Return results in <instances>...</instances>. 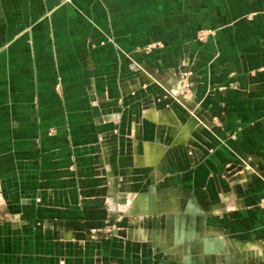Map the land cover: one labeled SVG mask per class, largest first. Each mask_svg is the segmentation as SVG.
<instances>
[{
    "label": "crops",
    "instance_id": "1",
    "mask_svg": "<svg viewBox=\"0 0 264 264\" xmlns=\"http://www.w3.org/2000/svg\"><path fill=\"white\" fill-rule=\"evenodd\" d=\"M0 195L2 255L264 264V0H0Z\"/></svg>",
    "mask_w": 264,
    "mask_h": 264
},
{
    "label": "rangeland",
    "instance_id": "2",
    "mask_svg": "<svg viewBox=\"0 0 264 264\" xmlns=\"http://www.w3.org/2000/svg\"><path fill=\"white\" fill-rule=\"evenodd\" d=\"M247 159L248 158L239 159V161L235 162L234 164L231 165V167H229V170L231 169V171H233V174H238V175L241 174V172H244V170L247 169ZM3 203H4V201L2 199V196L0 195V224L3 221H6V219L8 217L7 216L8 212L4 209ZM14 223H15L14 226H16L17 223L16 222H14ZM126 228H129V227H117V224L115 222H112V223L109 222V223H106V225L103 227L92 228V229L88 230L87 233L92 235L94 238L99 239L101 237L106 236L107 234L111 235L113 233V230H115L116 234L120 233L121 236L125 237L126 236ZM77 244L79 245V246L77 245L79 247V249H78V247L77 248L74 247L73 250H71V248L68 246V244H64L65 247L68 248V250L67 249L61 250L64 252L59 251V254L52 257L48 253V249H51V246H49L48 243L47 244L44 243L43 246L49 255H47V253H45L46 254L45 257L33 259V258H31L32 256H29V255H31V251H30L29 253H24V255H25L24 258L19 259L18 258V250H22V251L26 250L28 252V250L35 249L36 247L31 243L26 244V247L25 246L23 247V245L21 247H18L17 243H10V244H8L10 246L7 247V250L3 252L4 255H2V251L0 250V264H82L81 259L78 260L77 258H74L71 256L75 252L81 253L80 250H85V247H84L85 244L83 245L82 243H79V242ZM1 245L2 244L0 243V248H1ZM198 248H199L198 245L192 244V242H187L184 245L185 254L188 256V258H186V259H188L189 261H193L195 263H198L199 262ZM67 252L69 253V255L67 254ZM213 255H214V258H210V257L204 258L203 257L202 258L203 264H227V257L225 256V254L220 255V256L217 255V258L215 257V253H212V256ZM79 256H81V255H79ZM253 260H254V264H255V262H257L256 258H254ZM93 261H94V264H101L102 263V261L99 260L98 258H95V260H93ZM236 261H237V264H241L240 259H235L233 263L235 264ZM245 261H247V260H245Z\"/></svg>",
    "mask_w": 264,
    "mask_h": 264
},
{
    "label": "built area",
    "instance_id": "3",
    "mask_svg": "<svg viewBox=\"0 0 264 264\" xmlns=\"http://www.w3.org/2000/svg\"><path fill=\"white\" fill-rule=\"evenodd\" d=\"M199 37H200L201 39H203V38H204V34H201Z\"/></svg>",
    "mask_w": 264,
    "mask_h": 264
}]
</instances>
